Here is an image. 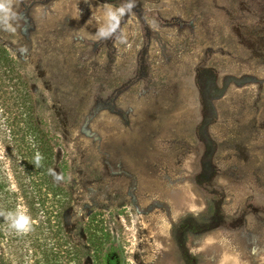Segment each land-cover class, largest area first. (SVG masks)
Here are the masks:
<instances>
[{"label":"rangeland","instance_id":"374dc122","mask_svg":"<svg viewBox=\"0 0 264 264\" xmlns=\"http://www.w3.org/2000/svg\"><path fill=\"white\" fill-rule=\"evenodd\" d=\"M128 2L0 0L68 165L69 235L87 252L96 214L122 264H264V0H130L99 39Z\"/></svg>","mask_w":264,"mask_h":264},{"label":"trees","instance_id":"16d2710c","mask_svg":"<svg viewBox=\"0 0 264 264\" xmlns=\"http://www.w3.org/2000/svg\"><path fill=\"white\" fill-rule=\"evenodd\" d=\"M43 102L8 49L0 43V260L2 264H122L107 227L90 215L87 252L66 229L72 206L68 165L58 154ZM31 217L27 232L9 228L8 212Z\"/></svg>","mask_w":264,"mask_h":264},{"label":"clouds","instance_id":"9594fccd","mask_svg":"<svg viewBox=\"0 0 264 264\" xmlns=\"http://www.w3.org/2000/svg\"><path fill=\"white\" fill-rule=\"evenodd\" d=\"M132 7L133 4L129 0L128 3L121 7L107 9L105 12V20L96 32L97 37L106 40L115 36L119 30L121 17H123ZM0 12L3 13V15L0 16V23L8 26L9 20L13 18L14 14L10 12L9 7L5 4H0ZM120 39L121 42H123V38L121 37ZM4 219L8 223L9 228L14 229L17 232H27L31 230V217L25 212H8L5 214Z\"/></svg>","mask_w":264,"mask_h":264}]
</instances>
